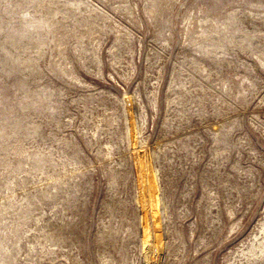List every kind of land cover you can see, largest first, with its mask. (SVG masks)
Listing matches in <instances>:
<instances>
[{"label":"rangeland","instance_id":"374dc122","mask_svg":"<svg viewBox=\"0 0 264 264\" xmlns=\"http://www.w3.org/2000/svg\"><path fill=\"white\" fill-rule=\"evenodd\" d=\"M0 264H264V0H0Z\"/></svg>","mask_w":264,"mask_h":264}]
</instances>
